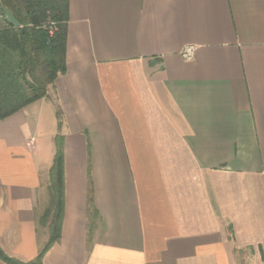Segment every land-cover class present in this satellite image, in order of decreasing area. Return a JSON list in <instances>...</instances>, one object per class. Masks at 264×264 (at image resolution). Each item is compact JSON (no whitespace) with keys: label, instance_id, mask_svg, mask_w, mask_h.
<instances>
[{"label":"crops","instance_id":"0c3cea01","mask_svg":"<svg viewBox=\"0 0 264 264\" xmlns=\"http://www.w3.org/2000/svg\"><path fill=\"white\" fill-rule=\"evenodd\" d=\"M69 2L65 73L0 120L2 250L30 261L48 238L59 134L42 264H264V0Z\"/></svg>","mask_w":264,"mask_h":264},{"label":"trees","instance_id":"16d2710c","mask_svg":"<svg viewBox=\"0 0 264 264\" xmlns=\"http://www.w3.org/2000/svg\"><path fill=\"white\" fill-rule=\"evenodd\" d=\"M2 7L20 23L13 26ZM69 0H0V120L28 104L46 97L47 88L66 71V31ZM52 27L53 32L49 29ZM58 127L60 117L57 114ZM55 153L48 171V204L36 217L38 228L47 230L48 238L30 261L7 255L0 247V260L6 264H42L46 251L61 237L64 212L63 137L54 138ZM89 189L88 216L93 219ZM91 227L88 228V234Z\"/></svg>","mask_w":264,"mask_h":264},{"label":"rangeland","instance_id":"374dc122","mask_svg":"<svg viewBox=\"0 0 264 264\" xmlns=\"http://www.w3.org/2000/svg\"><path fill=\"white\" fill-rule=\"evenodd\" d=\"M50 33L54 31V29L52 27H50L49 29ZM48 90V88H47ZM39 143V139H37L36 144ZM44 200H45V204H48V194H47V190L45 188L44 191ZM45 205V206H46ZM43 211V210H42ZM40 230H44V228H39ZM235 253V264H249L248 261V255L246 254V252L244 251H239V252H234Z\"/></svg>","mask_w":264,"mask_h":264},{"label":"water","instance_id":"95a60500","mask_svg":"<svg viewBox=\"0 0 264 264\" xmlns=\"http://www.w3.org/2000/svg\"><path fill=\"white\" fill-rule=\"evenodd\" d=\"M3 13L5 15V17L7 18V20L15 27H19L20 23L18 22V20L14 17V15L5 7H2Z\"/></svg>","mask_w":264,"mask_h":264},{"label":"built area","instance_id":"2783aa9c","mask_svg":"<svg viewBox=\"0 0 264 264\" xmlns=\"http://www.w3.org/2000/svg\"><path fill=\"white\" fill-rule=\"evenodd\" d=\"M193 50H194L193 46L185 47V49L182 52V56L184 57V59H186V60L191 59V57L193 55Z\"/></svg>","mask_w":264,"mask_h":264}]
</instances>
